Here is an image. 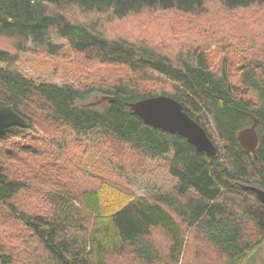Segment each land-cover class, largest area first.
<instances>
[{
    "label": "trees",
    "instance_id": "16d2710c",
    "mask_svg": "<svg viewBox=\"0 0 264 264\" xmlns=\"http://www.w3.org/2000/svg\"><path fill=\"white\" fill-rule=\"evenodd\" d=\"M211 1L227 11L264 8V0H0V39L7 40L0 45V100L27 122L0 134V264H121L120 257L125 264H181L194 234L220 264H238L264 241V203L243 188L264 190V29L253 27L246 47L223 53L213 67L206 50L170 56L142 39L108 36L95 17L81 16L196 15ZM55 39L80 56L82 69L123 66L128 81L109 83L98 74L57 83L25 74L19 54L58 56L64 45ZM221 40L215 50L224 52ZM141 80H165L169 89H145ZM94 94L100 95L96 104L87 101ZM158 94L181 103L206 130L215 155L145 124L127 106ZM254 119L256 159L237 140ZM106 143L122 145L113 147L122 157L162 160L171 189L134 193L125 177L132 165L112 163ZM68 145L78 149L72 160ZM21 194L43 198L46 207L28 210L18 202ZM154 230L168 238L163 251Z\"/></svg>",
    "mask_w": 264,
    "mask_h": 264
},
{
    "label": "rangeland",
    "instance_id": "374dc122",
    "mask_svg": "<svg viewBox=\"0 0 264 264\" xmlns=\"http://www.w3.org/2000/svg\"><path fill=\"white\" fill-rule=\"evenodd\" d=\"M75 15L77 16V12ZM81 16L84 19L95 17L94 20L99 22L98 28L108 36L142 39L155 45L156 48L170 56H174L180 50L193 47L206 50L209 54L210 64L213 67L219 64L223 53L230 56L232 48L242 49L246 47L247 36L249 37L253 32H256L252 30L253 27L255 29H264V8L260 9L252 6L245 9L227 11L216 1L208 2L204 11L196 15L175 11L145 10L117 20H108L104 14L81 13ZM257 18L260 19L261 24ZM219 39H222L221 43L224 45V48H222L224 52L215 50L216 41ZM0 41V45L2 46L3 42L6 43L7 40L2 38ZM55 41L64 45L63 50L58 56L50 57L42 52L19 54L20 69L25 74L34 78L57 83L66 79L74 80L79 75L82 78L86 75L89 79H94L98 74L109 83L118 82L121 79L128 81L126 76H129L128 74L130 73L123 66H101L96 63H88L82 69L78 66L80 56L64 40L55 39ZM163 83L159 81H139V84L145 86V89L159 90L163 85L166 89H169ZM99 96V94L91 95L87 98V101L94 102ZM67 141L68 144L72 142V140ZM93 143H95V140ZM106 144L110 146L107 149L113 151V147L115 149L122 147L120 144ZM94 147L97 148L95 145ZM67 149L69 150L66 153V159L72 160L73 154H78V149L70 145L67 146ZM113 154L114 162L112 163L132 165L126 167V171L131 172H127L125 177L126 180L128 179L131 182L130 189L134 193L143 195L145 193H154L157 190L169 191L171 189L173 181L168 175L166 166L162 160L154 162L135 157L133 154L122 157L115 151ZM91 156L89 157L91 160L97 157L98 160L95 159V161L103 162L99 160L98 155L91 154ZM87 168L90 169L89 166ZM39 179L41 178L39 177ZM47 184L49 185V182H44V184L40 182V185ZM17 199L21 203L20 205L28 210H42L46 207V202L43 198H33L30 201L27 196H22L21 194ZM153 239L156 246L162 251L168 245V238L161 230H154ZM184 252V259L181 264H220L217 253L209 249L205 242L198 238L196 234L188 239ZM125 259V257H120L118 261L121 264H125ZM238 264H264V241L255 249L249 251Z\"/></svg>",
    "mask_w": 264,
    "mask_h": 264
},
{
    "label": "water",
    "instance_id": "95a60500",
    "mask_svg": "<svg viewBox=\"0 0 264 264\" xmlns=\"http://www.w3.org/2000/svg\"><path fill=\"white\" fill-rule=\"evenodd\" d=\"M108 96L102 95L101 99ZM99 102V101H98ZM97 101L92 104H96ZM127 106L136 113L141 120L155 128L178 133L194 145L197 151L205 152L207 156H213L217 148L210 139L206 130L186 113L179 101L171 96L158 94L128 102ZM257 119L252 125L241 129L237 133L240 146L256 159V147L258 136L255 129ZM18 125L26 126V120L18 114L14 107L0 100V134L8 127ZM244 189L252 191L264 203V190L252 185H243Z\"/></svg>",
    "mask_w": 264,
    "mask_h": 264
}]
</instances>
